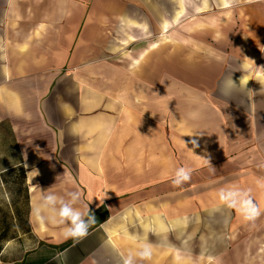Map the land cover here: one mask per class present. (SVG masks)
I'll list each match as a JSON object with an SVG mask.
<instances>
[{
  "label": "crops",
  "instance_id": "1",
  "mask_svg": "<svg viewBox=\"0 0 264 264\" xmlns=\"http://www.w3.org/2000/svg\"><path fill=\"white\" fill-rule=\"evenodd\" d=\"M46 191L81 193L87 236L37 218ZM143 245L264 264V0H0V264Z\"/></svg>",
  "mask_w": 264,
  "mask_h": 264
},
{
  "label": "clouds",
  "instance_id": "2",
  "mask_svg": "<svg viewBox=\"0 0 264 264\" xmlns=\"http://www.w3.org/2000/svg\"><path fill=\"white\" fill-rule=\"evenodd\" d=\"M241 81L239 86L233 81L231 74L223 77L219 85L220 95L226 100L231 99L241 88ZM191 178V172L183 167L175 172V177L172 183L179 186ZM42 193V192H41ZM68 199L63 196H57L54 193L43 192L41 194L40 202L33 209L37 218L43 223L48 222L62 227V235L67 238H83L88 235V229L95 224L96 216L90 212L89 206H85L86 210L81 211L75 205L81 200V193L79 191L68 192ZM246 219L250 217L245 216ZM151 251L149 246L143 245L135 252H129L126 258H123V264H137V259L146 261L151 259ZM65 257V253H58L54 259L61 260Z\"/></svg>",
  "mask_w": 264,
  "mask_h": 264
},
{
  "label": "rangeland",
  "instance_id": "3",
  "mask_svg": "<svg viewBox=\"0 0 264 264\" xmlns=\"http://www.w3.org/2000/svg\"><path fill=\"white\" fill-rule=\"evenodd\" d=\"M243 234H245V232ZM243 234H241V235H243Z\"/></svg>",
  "mask_w": 264,
  "mask_h": 264
}]
</instances>
